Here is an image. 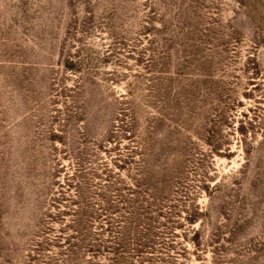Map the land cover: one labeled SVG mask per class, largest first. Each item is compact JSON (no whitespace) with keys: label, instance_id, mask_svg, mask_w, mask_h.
Returning a JSON list of instances; mask_svg holds the SVG:
<instances>
[{"label":"rangeland","instance_id":"obj_1","mask_svg":"<svg viewBox=\"0 0 264 264\" xmlns=\"http://www.w3.org/2000/svg\"><path fill=\"white\" fill-rule=\"evenodd\" d=\"M111 232L264 264V0H0V264H110Z\"/></svg>","mask_w":264,"mask_h":264},{"label":"trees","instance_id":"obj_2","mask_svg":"<svg viewBox=\"0 0 264 264\" xmlns=\"http://www.w3.org/2000/svg\"><path fill=\"white\" fill-rule=\"evenodd\" d=\"M120 202V201H119ZM117 203V202H115ZM113 204V203H111ZM112 208V209H111ZM117 208L113 207L112 205H110V207L107 210V212L113 211ZM110 214V213H109ZM111 231V230H110ZM112 234H114L111 237V242L113 247H104L103 245H95L92 247H87V246H83L81 247L83 251L89 253L92 257L90 260L93 259H97L98 256H103V254L105 255H112V258L110 259V264H123L122 262V257L124 255V250H126V242L123 241V239H121L116 232H111ZM117 235V236H116ZM138 251H134V253H137ZM104 255V256H105Z\"/></svg>","mask_w":264,"mask_h":264}]
</instances>
